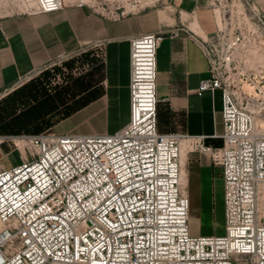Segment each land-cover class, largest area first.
<instances>
[{"label": "built area", "instance_id": "obj_1", "mask_svg": "<svg viewBox=\"0 0 264 264\" xmlns=\"http://www.w3.org/2000/svg\"><path fill=\"white\" fill-rule=\"evenodd\" d=\"M9 1L27 14L90 6L0 4ZM224 17L230 40L222 56L197 38L210 62L197 91L222 92L223 144L158 130L164 32L132 37L127 124L115 132L22 134L24 160L0 165V264H264V12L254 0H237ZM183 141L223 168L222 235L191 232Z\"/></svg>", "mask_w": 264, "mask_h": 264}, {"label": "crops", "instance_id": "obj_2", "mask_svg": "<svg viewBox=\"0 0 264 264\" xmlns=\"http://www.w3.org/2000/svg\"><path fill=\"white\" fill-rule=\"evenodd\" d=\"M159 31L164 35L157 50L158 130L205 134L209 136L208 144L221 146L222 92L197 91L209 75L210 62L195 32L181 18L170 16L163 20L156 10L118 19L106 17L90 6L0 16V101L8 90L41 66L92 44L102 57L97 59L98 72H102L98 74V92L93 91L92 101L86 107L89 109L66 119L89 110L91 119L97 118L104 132H115L130 118V39ZM182 164L190 197L192 234L207 235L195 227V217L203 226L205 222H215L218 211L224 234L223 168L215 165L210 156L188 150L184 157L182 154Z\"/></svg>", "mask_w": 264, "mask_h": 264}, {"label": "rangeland", "instance_id": "obj_3", "mask_svg": "<svg viewBox=\"0 0 264 264\" xmlns=\"http://www.w3.org/2000/svg\"><path fill=\"white\" fill-rule=\"evenodd\" d=\"M87 2L91 8L109 18H123L147 10L158 11L163 20L170 16L181 18L187 27L195 32L198 39H207L206 44L214 57L218 58L223 55V47L230 40V26L226 28L224 23L225 10L236 8L237 0ZM256 2L264 10V0ZM22 10V6L12 1L0 4V16ZM97 59L102 60L97 54V47L92 44L84 45L75 52L67 53L41 66L30 78L7 91L0 101V135L8 137L2 142L0 140V164L10 167L24 160L28 146L18 137L22 134L46 130L55 134L104 133V127L99 125L97 118L91 119L89 110L75 118L66 119L89 106L93 91L98 92V74L102 72H98ZM187 150H191L188 144ZM219 213L218 211L215 222H205L203 226L195 217V227L207 235H222L223 223Z\"/></svg>", "mask_w": 264, "mask_h": 264}, {"label": "bare ground", "instance_id": "obj_4", "mask_svg": "<svg viewBox=\"0 0 264 264\" xmlns=\"http://www.w3.org/2000/svg\"><path fill=\"white\" fill-rule=\"evenodd\" d=\"M20 138V137H19ZM2 139V137H0V140ZM21 140V138H20ZM2 142V141H1ZM185 151H187V143L185 141H183V144H182V150H181V160H182V154H183V157H184V153ZM183 165V164H182ZM183 183L185 184V181L183 180Z\"/></svg>", "mask_w": 264, "mask_h": 264}]
</instances>
